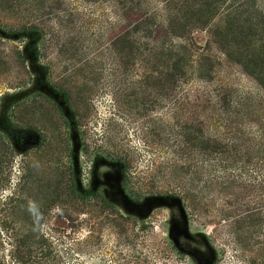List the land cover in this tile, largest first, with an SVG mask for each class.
<instances>
[{
    "label": "rangeland",
    "instance_id": "374dc122",
    "mask_svg": "<svg viewBox=\"0 0 264 264\" xmlns=\"http://www.w3.org/2000/svg\"><path fill=\"white\" fill-rule=\"evenodd\" d=\"M123 1L0 0V264H251L219 222L222 195L194 209L176 187L203 177L186 125L264 133V89L243 64L264 44V0H221L213 34L195 24L183 37L168 19L190 16L184 0H139L151 34ZM157 43L183 58L169 86Z\"/></svg>",
    "mask_w": 264,
    "mask_h": 264
},
{
    "label": "trees",
    "instance_id": "16d2710c",
    "mask_svg": "<svg viewBox=\"0 0 264 264\" xmlns=\"http://www.w3.org/2000/svg\"><path fill=\"white\" fill-rule=\"evenodd\" d=\"M97 1V0H96ZM171 0L166 2L170 3ZM174 1V0H172ZM221 0H184L183 5L193 10H187L186 14L190 16L178 17L175 13L170 15L168 19L169 33L177 36H186L187 27L190 25L199 24L206 26L213 34V29L209 27L210 18L215 16L219 2ZM127 2L129 4H127ZM126 8L136 9L140 12L139 18L142 25L141 32H153V27H147L146 24L152 23L149 21L150 12L142 9V1L139 0H124ZM132 5V6H131ZM142 12V13H141ZM149 12V14H148ZM149 15V18H148ZM147 18H143V17ZM176 26L181 31H176ZM234 32L237 37L243 38L240 29ZM231 32V31H230ZM216 34V31H215ZM128 37V35L126 36ZM239 46H244L239 42ZM176 45L171 44L165 46L162 43H157L151 47L157 56L166 58L170 63L161 77L166 84L177 82L175 75L181 70L183 71V58L180 57L179 50ZM147 49V48H146ZM249 56V55H248ZM243 63L249 73L258 81L264 89V44L254 47V54L252 58L249 56L247 61ZM171 64V65H170ZM161 94V93H160ZM240 102L236 100L227 101L224 97L223 106L225 108H236ZM185 128V126H184ZM188 131H184V146L195 152L201 154L203 177H193L186 182H180L176 187L181 191L183 199L190 201L191 206L196 209L194 201L215 197V192L222 195V207L217 209L219 222L223 221V226L228 234L235 250L241 257H247V261L251 264H264V174H259V164L263 161L264 164V133L261 136L244 138L242 141L238 138L233 139H219L216 136L205 134L201 127L187 126ZM3 140L0 135V140ZM5 145V142H4ZM12 150L8 147L7 154L11 155ZM1 161V160H0ZM186 164V162H185ZM170 165L175 174L181 172H188L196 175L197 165L188 164ZM214 170V174L210 173V168ZM4 165L0 162V169ZM205 167V168H204ZM252 170V171H251ZM253 172V173H250ZM258 172V173H257ZM73 183V182H72ZM75 184L71 185V192L76 195L87 198L93 195H87L78 192ZM49 189V187H47ZM58 188V187H56ZM59 189V188H58ZM49 200L53 202L59 198V190H52L48 193ZM23 193L15 200L18 205L24 202ZM201 198V199H200ZM48 200V198H46ZM101 202L104 206L115 207L103 195ZM209 204L205 203V206ZM178 252L182 253L176 245H172Z\"/></svg>",
    "mask_w": 264,
    "mask_h": 264
},
{
    "label": "water",
    "instance_id": "95a60500",
    "mask_svg": "<svg viewBox=\"0 0 264 264\" xmlns=\"http://www.w3.org/2000/svg\"><path fill=\"white\" fill-rule=\"evenodd\" d=\"M33 143H34V144H37V143H38V139H37V138L34 139V140H33ZM183 210H184V209H183ZM184 213H186L185 210H184Z\"/></svg>",
    "mask_w": 264,
    "mask_h": 264
},
{
    "label": "flooded vegetation",
    "instance_id": "af4514ba",
    "mask_svg": "<svg viewBox=\"0 0 264 264\" xmlns=\"http://www.w3.org/2000/svg\"><path fill=\"white\" fill-rule=\"evenodd\" d=\"M177 248H178L181 252H183V250H185V247H178V246H177Z\"/></svg>",
    "mask_w": 264,
    "mask_h": 264
}]
</instances>
